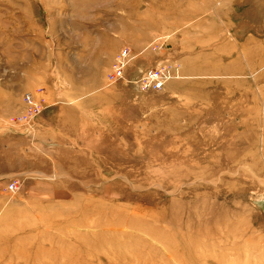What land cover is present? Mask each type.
Listing matches in <instances>:
<instances>
[{
  "label": "rangeland",
  "instance_id": "1",
  "mask_svg": "<svg viewBox=\"0 0 264 264\" xmlns=\"http://www.w3.org/2000/svg\"><path fill=\"white\" fill-rule=\"evenodd\" d=\"M43 58L82 113L8 125ZM0 264H264V0H0Z\"/></svg>",
  "mask_w": 264,
  "mask_h": 264
},
{
  "label": "built area",
  "instance_id": "2",
  "mask_svg": "<svg viewBox=\"0 0 264 264\" xmlns=\"http://www.w3.org/2000/svg\"><path fill=\"white\" fill-rule=\"evenodd\" d=\"M154 46L155 44L152 46L153 49H155ZM130 60L131 55L129 54L128 48L126 46H122L117 51V53H115V56L113 57V60L109 66L110 71L106 74V80L109 84H112L124 77V73L129 65ZM173 76V71L170 69V67H157L143 74L141 77L142 79L140 81V86L142 89L157 90L160 89L164 83ZM42 91V88L37 90L38 93H41ZM21 102L20 112L17 115H13L8 118L9 122H11L8 125H12V123H16L18 121L27 120L37 115L44 107L43 99H35L30 92H25L22 94ZM17 182L18 179L7 181V183L4 184L3 189L9 192H15L18 188Z\"/></svg>",
  "mask_w": 264,
  "mask_h": 264
},
{
  "label": "crops",
  "instance_id": "3",
  "mask_svg": "<svg viewBox=\"0 0 264 264\" xmlns=\"http://www.w3.org/2000/svg\"><path fill=\"white\" fill-rule=\"evenodd\" d=\"M25 59V57H24ZM110 60V59H109ZM38 66H32L27 60H23V71L22 74L24 77H29L30 79H36V81H40L39 86L43 89L39 96L43 98V104L45 109H54V113L58 116L57 120L59 119V115L64 117L65 124L69 122L71 119V114L79 112L82 113L79 105L73 101H64V92L63 89L56 81V74L58 73L57 63L49 64L46 62V59H41L38 61ZM60 71V70H59ZM42 83V84H41ZM35 89V88H34ZM31 89V90H34ZM21 106V105H20ZM53 113V114H54ZM42 117V115H41ZM61 117V118H62ZM42 119V118H41ZM37 121V120H36ZM42 120L36 122V130L41 133V135L47 141H57L56 138L61 137L60 129L54 127L51 128V124H45Z\"/></svg>",
  "mask_w": 264,
  "mask_h": 264
},
{
  "label": "bare ground",
  "instance_id": "4",
  "mask_svg": "<svg viewBox=\"0 0 264 264\" xmlns=\"http://www.w3.org/2000/svg\"><path fill=\"white\" fill-rule=\"evenodd\" d=\"M110 71V69L108 70V72ZM107 72V73H108ZM107 83H108V81H107ZM33 96H34V98L35 99H38L37 98V96L40 94V93H38V92H36V91H34V92H30ZM40 113V112H39ZM34 117H36V116H33V117H31V118H29V119H27V120H24V122L25 123H33V120H34ZM11 123V122H10Z\"/></svg>",
  "mask_w": 264,
  "mask_h": 264
}]
</instances>
